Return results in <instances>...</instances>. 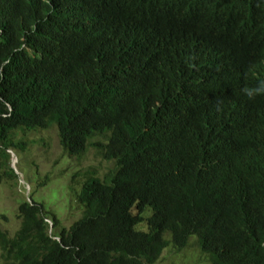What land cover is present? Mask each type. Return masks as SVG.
Listing matches in <instances>:
<instances>
[{
	"label": "trees",
	"instance_id": "obj_1",
	"mask_svg": "<svg viewBox=\"0 0 264 264\" xmlns=\"http://www.w3.org/2000/svg\"><path fill=\"white\" fill-rule=\"evenodd\" d=\"M262 81L264 0H0L2 176L53 125L115 165L69 228L19 203L5 264H158L193 236L212 264H264V95L242 92Z\"/></svg>",
	"mask_w": 264,
	"mask_h": 264
},
{
	"label": "rangeland",
	"instance_id": "obj_2",
	"mask_svg": "<svg viewBox=\"0 0 264 264\" xmlns=\"http://www.w3.org/2000/svg\"><path fill=\"white\" fill-rule=\"evenodd\" d=\"M18 138L26 140L29 147L26 151H10V167L17 176L15 182L3 177L0 170V226L14 236L21 224L18 205L28 199L43 204L46 211L57 216L62 227L69 228L83 213L76 193L86 176L102 180L115 169L114 163L99 157L97 149L92 146L97 138L92 140L82 159L67 156L55 125L48 130L29 132L26 136L20 133ZM146 227V224L139 226L140 229ZM0 264H5L2 250ZM158 264L212 263L199 249L197 237L193 236L182 251L168 247Z\"/></svg>",
	"mask_w": 264,
	"mask_h": 264
},
{
	"label": "clouds",
	"instance_id": "obj_3",
	"mask_svg": "<svg viewBox=\"0 0 264 264\" xmlns=\"http://www.w3.org/2000/svg\"><path fill=\"white\" fill-rule=\"evenodd\" d=\"M242 92L249 100L255 99L257 96L264 95V81L260 82V84L255 88H245L242 89ZM11 154V153H10Z\"/></svg>",
	"mask_w": 264,
	"mask_h": 264
}]
</instances>
